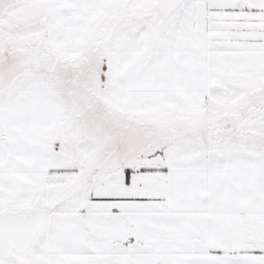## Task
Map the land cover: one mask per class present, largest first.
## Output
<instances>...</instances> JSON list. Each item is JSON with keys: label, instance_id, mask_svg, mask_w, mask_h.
Instances as JSON below:
<instances>
[{"label": "snow or ice", "instance_id": "obj_1", "mask_svg": "<svg viewBox=\"0 0 264 264\" xmlns=\"http://www.w3.org/2000/svg\"><path fill=\"white\" fill-rule=\"evenodd\" d=\"M0 264H264V0H0Z\"/></svg>", "mask_w": 264, "mask_h": 264}]
</instances>
